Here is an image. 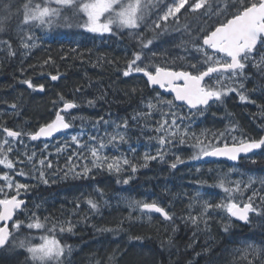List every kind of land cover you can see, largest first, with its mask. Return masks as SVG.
<instances>
[{"label": "trees", "instance_id": "1", "mask_svg": "<svg viewBox=\"0 0 264 264\" xmlns=\"http://www.w3.org/2000/svg\"><path fill=\"white\" fill-rule=\"evenodd\" d=\"M27 2L0 0V17L8 18L6 31L0 33V40L11 39L13 48L17 50L15 57H8L6 51L0 52V124L6 123L14 130L32 132L52 118L61 103L59 95L81 104L76 111L78 118L73 120V127L67 134L49 142L37 143L24 136L23 144L15 145L18 152L11 157L13 160L17 155L26 160V157L20 155L24 152L36 154L35 166L31 163L24 166L18 164L17 167H23L26 175L14 176L16 181L29 185L26 193L21 191L23 196L28 197V207L17 217L24 222L22 229L16 232L19 233L17 239L30 236L39 240L41 235L47 234L44 230H29L26 227L31 212H36L41 221L45 217L49 218L46 222L48 228L52 227V223H57V238L72 249L71 254L65 258L67 264H246V261L241 260L239 250L249 243L264 246V216L252 213L249 223H240L228 218L226 213L210 210L211 215L204 217L207 228L204 220H201L197 228L190 223L186 224L182 217H186L190 211L193 215L199 214L203 201L212 204L222 202L226 194L218 186L221 178H225L228 187L240 183L241 192L233 194L237 202L244 203L246 195L256 193L253 202L259 207L264 202L260 199L264 197V185L261 184L264 181V153H256L248 161L240 163L242 167L234 171L237 165L225 160L192 159L198 151L191 146L194 140L188 138L181 144L177 137L175 144L164 150L163 160L148 161L145 167V155H155L159 148L154 138L157 134L151 129L164 118L162 113L169 109L163 107L154 110L150 118L133 120L138 111L147 110L141 104L142 97L146 103L149 98L156 96L146 86L141 74H131L127 78L122 75L127 62L132 59V53L140 50L137 40L130 37L127 30L117 35L88 33L78 27L77 20H71L69 27L61 18L51 28L32 27L37 47L29 55L23 56L18 32L21 27H24L25 32L28 29L22 23L23 5ZM43 2L32 0L33 5ZM171 2L158 0L157 6L148 13L146 23L139 31L146 38L153 39L151 48L154 46L155 50L164 54L159 59L161 61H157L158 64L167 63V66L179 68L197 55L186 53L182 47H192L190 40L196 35L200 21L195 15L187 13L180 15L179 21L171 17L167 22L157 20L160 10ZM63 16L72 17V10L64 9ZM155 18L162 28L154 30ZM181 36H185L186 41H182ZM72 49L76 51L72 52ZM180 57L185 59L180 60ZM49 58L54 62L44 64ZM56 74L60 78L51 81L50 75ZM255 76L256 80L252 78L248 82L252 93L248 91L247 94L264 99V93L260 91L264 87V78ZM24 79H31L37 85L44 84L45 91L40 93L27 88L20 83ZM133 89L136 91L133 92ZM232 95L229 99H232ZM89 100H93L94 104L90 106ZM53 101L57 102L55 106ZM13 102L18 104L15 112L9 107ZM175 104L173 110L178 112V116L184 117L182 125L189 128L190 136L195 133L205 144L215 143L214 134L223 132L225 127L230 130L233 124H238L237 120H229L233 123L224 122L225 117L233 112L240 118L238 137L241 133L255 138L264 135V132L258 133L250 128L248 105L243 102L236 105L231 101L228 105L227 102L214 103V108L195 116ZM101 117L106 121L116 117L120 120L119 124L127 120L130 128L129 143L121 144L118 148L108 144L106 133L112 134L116 126L109 123L105 128L103 122L97 123ZM167 119L171 122V117ZM178 123L181 122L178 120ZM205 125L208 129H204ZM76 134H81L80 144L88 145L87 148L78 147L72 142L71 136ZM90 136L98 137L95 142L97 146L100 139L107 145L102 150V157H126L131 165L136 166V172L133 173L130 166L122 167L119 173L109 172L106 165L103 168L92 167L90 148L93 142L89 140ZM227 142H230L229 137ZM45 143L48 144L47 149L44 148ZM132 148L136 151L133 152ZM77 152L82 155L74 156ZM176 156L184 162L173 169L170 164L175 162ZM45 157L51 162V168L39 164V160ZM69 157H72L71 161ZM85 164L91 169L89 178H74L69 172L73 166L77 171H82ZM41 170L45 172L48 184L39 180ZM65 173L69 174L66 176ZM124 179H129V183L124 184ZM250 181L249 187L244 189L243 185ZM198 192L202 199L192 200ZM89 198L101 205L99 211L89 207ZM129 201H156L175 216V223L165 222L153 213L141 216L138 210L132 212L128 207ZM37 205L40 207L37 208ZM68 221L74 225L73 232L60 233V224L66 227ZM225 225L228 226L227 232L224 231ZM173 227L178 229L175 233L172 232ZM109 228L113 231H98ZM169 237L173 241L171 245L166 243ZM27 255L24 249L19 248L12 255L0 252V264H26V261L28 264Z\"/></svg>", "mask_w": 264, "mask_h": 264}, {"label": "snow or ice", "instance_id": "2", "mask_svg": "<svg viewBox=\"0 0 264 264\" xmlns=\"http://www.w3.org/2000/svg\"><path fill=\"white\" fill-rule=\"evenodd\" d=\"M157 2L158 0H44L42 4L35 3L33 5L32 0H28L23 5L22 22L23 25L28 26V29L25 32L24 27H21L18 32L20 48L23 49L21 54L27 56L32 49L37 47L32 27L47 26L51 28L54 23H59L61 18L68 23L69 27L71 20H77L78 27L88 33L117 35L127 30L128 35L137 40L140 50L132 53V59L127 62L122 75L127 78L133 73L142 74L143 77H146V86L156 93V96L149 98L146 103L142 97L141 104L147 110L138 111L133 120L150 118L154 110L163 107L169 109L168 112L162 113L164 118L151 129L157 134L154 138L157 140L159 148L155 155H145V167L148 161L163 160L164 150L169 145H174L177 137H179L181 144H184L188 138L194 140L191 146L198 151L192 156V159L224 157L230 161H237L241 154L255 155L257 150L264 153V135L258 138L243 133L239 137L231 135V144H229L227 142L228 135L238 131L235 124L231 126L228 133L214 134L215 143L205 144L195 133H191L190 136L189 128L182 125L184 117L178 116L173 110L176 107L175 102H181L180 106H186L191 115H203L212 104H223L225 98L231 94L237 95L241 102L256 104V101L247 94L245 81L255 75L264 78V0H172L166 5L167 10L159 17V20L167 22L171 17L179 21L180 15L187 13L195 15L198 22L203 21V23H198L196 35L190 40L200 58H194L179 69L167 66V63L161 65L152 60L145 63L148 58L144 55V49L150 48L153 39L146 38L139 30L145 25L148 13L157 6ZM64 9H71L73 16H63ZM7 19V17H0V33L6 31ZM81 20L83 22L79 23ZM160 28L162 25L159 22L155 23L154 30ZM185 30H188L187 25ZM0 46H2L0 52L6 51L8 57L17 55V50L13 48L11 39L0 40ZM71 51L75 52L76 49ZM156 55L157 53H152V57H156ZM179 59L184 60L185 57ZM51 62L53 61L49 58L44 61V64ZM172 63L175 64V61ZM250 69H255V72H250ZM59 78V74L50 75L52 81H57ZM20 83L29 89L40 92L45 91L46 87L44 84H34L31 79L21 80ZM157 88L173 95V99H166L157 91ZM76 91H80V89ZM132 91L135 92L136 89ZM260 91L264 93V87H261ZM59 99L62 102V107L55 110L54 119L41 124L35 131L14 130L8 127L6 123L0 124V136L3 137L0 139V166H2L0 167V252L12 255L17 248L24 249L28 254L27 260H30L31 264H67L65 257L72 252L70 246H65L57 238L55 234L57 223H52V227L48 228L46 222L49 218L45 217L44 221H41L36 212H31L26 227L29 230H44L47 233L39 237L40 242L34 243V237L30 236L18 240L15 235L24 226V222L17 218V214L27 209L26 201L21 198V191L26 193L29 190V185L16 181L14 176L26 175L23 167L18 168L17 165L24 166L26 163H31L35 166L34 157L36 154L35 152L20 154L26 157V160L21 159L19 155L16 156L15 160L11 157L17 154L18 148L15 145L23 144L24 136H27L31 141L41 140V138L48 139L56 133L73 127V123L66 118V114L71 115L70 110L76 109L79 105L75 101L66 100L63 95H59ZM56 103L53 101L54 106ZM88 104L91 106L94 101L89 100ZM257 106L261 114L264 115V104ZM9 107L15 112L18 109V104L13 102ZM167 117H171V122ZM77 118L73 116L72 120ZM80 119L83 118L80 117ZM178 120L181 123H178ZM100 122L105 125L108 124V121H104L103 117L97 121V123ZM259 127L264 130V123L260 124ZM129 131L127 120H124L122 124H117L116 130L112 134L106 133L108 144L118 148L121 144L129 143ZM141 131L143 134V128ZM80 135H72V142L76 143L78 147L87 148L88 145L80 144ZM152 138L150 137V139ZM97 139V136L89 137V140L93 142L90 148V154L93 157L92 167L103 168L106 165L109 172L119 173L122 167L130 166L132 172H136V166L131 165L126 157L112 156L109 158L107 155L102 157V150L107 145L103 139H100L97 146L95 143ZM44 148H48L47 143H45ZM58 151L60 150L58 149ZM132 151L135 152L136 149L132 148ZM73 155L80 157L82 154L77 152ZM71 160L72 157H69V161ZM46 161V157L42 158L39 160V164L51 168V162L47 161L46 163ZM183 162L179 156H176L175 162L171 163L170 167L175 169L178 164ZM5 169L7 171H4ZM69 172L74 178H89L91 169L85 164L82 166V171H77L76 167L73 166ZM68 174L65 173L66 176ZM38 178L44 184H48L44 171H39ZM123 183L128 184L129 179H124ZM226 183L225 178H221L218 183V186L226 194L222 202L212 204L209 201H203L200 213L193 215L190 211L186 217H182L184 222L198 228L201 220L211 215L210 210H219L226 213L228 218H234L244 223L250 222L251 213L264 216V202L257 207L253 202V197H249L247 202L238 203L233 194L241 192L240 183L234 187H228ZM250 184L251 181L249 184L243 185V188L247 189ZM261 184L264 185V181H261ZM100 195L103 196L102 191ZM253 196H256V193H253ZM201 199L199 192L192 197L194 201ZM260 199L264 201V197ZM87 203L94 211H99L101 207L96 200L91 198L87 200ZM79 206V204L76 205L77 208ZM39 207L40 205H37V208ZM128 207L132 212L138 210L141 216L157 213L163 218V221L175 223V216L156 201H129ZM191 208L190 203L189 209ZM149 220H151V216H149ZM204 224L207 228V220H204ZM73 230L74 225L71 221L67 222L66 227L64 224H60V233H72ZM177 230L176 227L172 228L173 233ZM98 231H113V229H98ZM224 231H228L227 225H225ZM136 239L141 238L136 237ZM166 243L171 245L173 243L172 238L169 237ZM239 251L241 252V260L246 261V264H264V246L249 243Z\"/></svg>", "mask_w": 264, "mask_h": 264}, {"label": "rangeland", "instance_id": "3", "mask_svg": "<svg viewBox=\"0 0 264 264\" xmlns=\"http://www.w3.org/2000/svg\"><path fill=\"white\" fill-rule=\"evenodd\" d=\"M54 6V5H53ZM167 10V7H165L164 9H162V10H160V12H159V17L160 16H162L163 15V13L165 12ZM157 20H159V18H157ZM156 20V18L154 19V23H157L158 21ZM200 23H203V21H200ZM38 27V26H37ZM38 28H43V27H38ZM97 35H100V34H97ZM182 37V41H186V39H185V36H181ZM153 45V44H152ZM157 49H159V48H157ZM182 50L183 51H185V52H189V53H197L196 51H195V49L193 48V46L192 47H182ZM153 52H155V53H157V55H156V57H152V53ZM198 54V53H197ZM144 55L148 58L147 60H145V63H147L149 60H152V61H154L155 63H157V61L158 62H160L161 60H159V59H161L162 57H164V54H162L159 50H155L154 49V46H153V48H151V46H150V48L149 49H144ZM199 55V54H198ZM196 59H199V58H196ZM190 60H192V59H190ZM189 60V61H190ZM134 75L135 74H137V73H133ZM253 100H255V98H253ZM229 101H231V103L233 104V105H236L237 103H238V101H237V99H235V98H232V99H229ZM228 105V104H227ZM249 108L250 107H258L257 106V104H251L250 106H248ZM104 121H106V120H104ZM119 121L120 120H118V118H116V117H113V118H111V119H108V124L109 123H111L112 125H114V126H116L117 124H119ZM238 122L240 123V118H238ZM105 128H106V125H105ZM204 129H206V128H204ZM208 129V128H207ZM223 132H226V133H228V132H230V130H228V128L227 127H225L224 128V130H223ZM236 134V133H235ZM228 137H229V139H230V141H231V135H228ZM249 197H253V195H246V197H245V199H246V202L248 201V198ZM242 202H244V201H242ZM238 203H240V202H238ZM16 236H19V233H17V234H15ZM40 242V241H39ZM38 242V243H39ZM69 255H67L66 257H68ZM65 257V258H66ZM22 260V259H21ZM28 264H31V261L30 260H28Z\"/></svg>", "mask_w": 264, "mask_h": 264}, {"label": "water", "instance_id": "4", "mask_svg": "<svg viewBox=\"0 0 264 264\" xmlns=\"http://www.w3.org/2000/svg\"><path fill=\"white\" fill-rule=\"evenodd\" d=\"M146 79V77H145ZM181 103V102H180ZM57 134V133H56ZM55 135V134H54ZM41 139H44V138H41ZM241 155H244V154H241ZM219 158H222V159H227V158H224V157H202L200 158L201 160H211V159H219ZM228 160V159H227ZM241 222V221H240ZM244 223V222H242Z\"/></svg>", "mask_w": 264, "mask_h": 264}, {"label": "bare ground", "instance_id": "5", "mask_svg": "<svg viewBox=\"0 0 264 264\" xmlns=\"http://www.w3.org/2000/svg\"><path fill=\"white\" fill-rule=\"evenodd\" d=\"M68 47V46H67ZM64 50V49H63ZM54 62V61H53ZM56 65H57V63H56ZM10 75V74H9ZM71 79V78H70ZM7 82V81H6ZM32 119V118H31Z\"/></svg>", "mask_w": 264, "mask_h": 264}]
</instances>
